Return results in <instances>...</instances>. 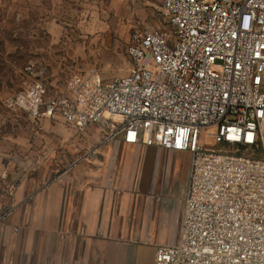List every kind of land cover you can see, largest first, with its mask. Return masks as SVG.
Masks as SVG:
<instances>
[{
    "label": "built area",
    "instance_id": "1",
    "mask_svg": "<svg viewBox=\"0 0 264 264\" xmlns=\"http://www.w3.org/2000/svg\"><path fill=\"white\" fill-rule=\"evenodd\" d=\"M160 1L172 32H135L130 74L49 96L31 64L15 105L98 127L104 143L190 155L180 237L153 264H264V0Z\"/></svg>",
    "mask_w": 264,
    "mask_h": 264
},
{
    "label": "rangeland",
    "instance_id": "2",
    "mask_svg": "<svg viewBox=\"0 0 264 264\" xmlns=\"http://www.w3.org/2000/svg\"><path fill=\"white\" fill-rule=\"evenodd\" d=\"M146 29L172 32L160 0H0V139L28 141L50 158L43 172L63 190L62 240L87 238L81 203L103 191L111 201L102 208L104 220L113 224L98 237L109 264H152L158 246L178 241L190 155L104 143L98 127L85 137L58 116H29L15 100L31 64L43 73L49 96L70 95L77 82L94 76L107 83L125 77L133 69L130 38Z\"/></svg>",
    "mask_w": 264,
    "mask_h": 264
},
{
    "label": "crops",
    "instance_id": "3",
    "mask_svg": "<svg viewBox=\"0 0 264 264\" xmlns=\"http://www.w3.org/2000/svg\"><path fill=\"white\" fill-rule=\"evenodd\" d=\"M47 160L28 141L0 139V211L12 213L0 220V264H109L112 258L105 262L98 235L113 224L104 220L102 209L111 208V201L98 189L86 194L80 213L87 220V238L62 240L64 194L59 181L48 182Z\"/></svg>",
    "mask_w": 264,
    "mask_h": 264
}]
</instances>
